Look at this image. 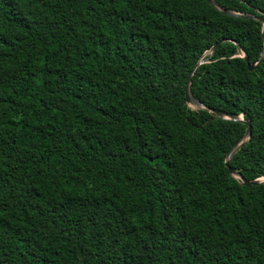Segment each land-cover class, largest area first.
<instances>
[{
    "label": "trees",
    "instance_id": "1",
    "mask_svg": "<svg viewBox=\"0 0 264 264\" xmlns=\"http://www.w3.org/2000/svg\"><path fill=\"white\" fill-rule=\"evenodd\" d=\"M214 2L0 0V264H264V0Z\"/></svg>",
    "mask_w": 264,
    "mask_h": 264
},
{
    "label": "water",
    "instance_id": "2",
    "mask_svg": "<svg viewBox=\"0 0 264 264\" xmlns=\"http://www.w3.org/2000/svg\"><path fill=\"white\" fill-rule=\"evenodd\" d=\"M207 2L213 8L219 10L220 12H222L225 15H229V16H233V17L254 18V16H252V15H243V14H239V13L227 10V9L219 6L217 3H215L214 0H207ZM259 20L262 23V27H264V19H259ZM224 41L225 40H221L220 42H218L217 44L212 46V48L209 51L210 52V56L214 54L217 46L219 44H221L222 42H224ZM263 55H264V43H263V49L261 50L258 62L256 64H254V65L248 64L247 65L248 71L252 72V71H254L256 69V67L261 63ZM243 58L247 62V57L245 55H243ZM205 62H206V59H202L193 67V69L191 70V72L188 75L187 82L185 84V89H184L186 103L190 107L196 108V109H206V108L203 106V104L201 102H199L198 100H196L193 97V95L191 93V89H190V82H191V77H192L193 72L196 69V67L198 65H200V64L205 63ZM209 111L213 112L218 119H225V120H229V121L241 122L242 124H245L247 126L242 138L236 144H234V146L231 148V150L226 155L227 161L225 163V166L229 169V173L232 176H234V177L240 178V176L235 172V170H233L232 168L229 167V163L232 160V158L234 157L235 153L243 145V143L250 137V135H251L250 122L249 121H244V119H243V117L241 115L228 114V113H225V112L219 111V110H213V111L209 110ZM261 183H264V179H256V180H253V181H244L243 180V184L246 185V186L259 185Z\"/></svg>",
    "mask_w": 264,
    "mask_h": 264
}]
</instances>
